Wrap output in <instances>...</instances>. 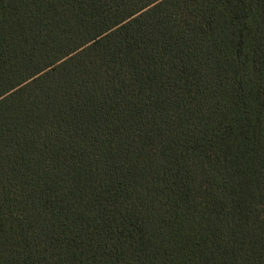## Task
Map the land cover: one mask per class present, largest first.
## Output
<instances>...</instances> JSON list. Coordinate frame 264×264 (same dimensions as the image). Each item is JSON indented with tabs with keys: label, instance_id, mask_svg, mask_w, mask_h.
<instances>
[{
	"label": "trees",
	"instance_id": "1",
	"mask_svg": "<svg viewBox=\"0 0 264 264\" xmlns=\"http://www.w3.org/2000/svg\"><path fill=\"white\" fill-rule=\"evenodd\" d=\"M0 264H264V0H0Z\"/></svg>",
	"mask_w": 264,
	"mask_h": 264
}]
</instances>
